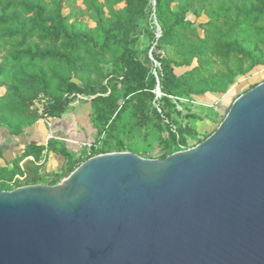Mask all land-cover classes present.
<instances>
[{"label": "water", "instance_id": "obj_1", "mask_svg": "<svg viewBox=\"0 0 264 264\" xmlns=\"http://www.w3.org/2000/svg\"><path fill=\"white\" fill-rule=\"evenodd\" d=\"M0 264H264V81L195 147L0 190Z\"/></svg>", "mask_w": 264, "mask_h": 264}, {"label": "trees", "instance_id": "obj_2", "mask_svg": "<svg viewBox=\"0 0 264 264\" xmlns=\"http://www.w3.org/2000/svg\"><path fill=\"white\" fill-rule=\"evenodd\" d=\"M7 1L11 10L0 13V37L9 44L8 53L0 61V129L8 132L10 141L21 137L44 116L61 117L70 96L85 94L93 97L91 103L99 112L98 122L107 111L104 105L98 107L100 102H108L112 115H116L99 151L112 152L114 124L124 106L119 110L113 90L104 95L109 88L117 90L121 83L125 97L132 95L136 99L134 116L143 122L153 102L159 100L157 79L161 93L179 102L185 97L223 94L250 69L264 66V0L206 9L209 20L200 24L202 32L187 19V14L193 11L196 17H201L197 6H202L205 0H170L179 9L173 23L165 18L166 0H157V17L162 24L157 46L170 47L175 52L174 56L162 59L154 54L160 63L157 76L152 73L150 65L154 64L150 59L145 66L133 59L130 30L124 19V12L141 17L153 0H114L125 7L113 9L111 16L97 21L94 27L83 18L74 17L73 10L65 12L73 3L71 0ZM86 6L103 10L96 0L87 1ZM251 35L258 39L250 47L247 42ZM106 64L113 66L112 73L105 71ZM177 69L184 71L178 74ZM153 111L159 127L166 126L171 139H176L179 146L185 145L186 130L176 127L174 131L173 126L165 124L162 108L161 112L156 107ZM102 132L98 127L100 136ZM170 137L164 140L166 150L172 146ZM123 147L120 142L117 151H123ZM49 154L64 157L61 175L64 176L95 153L84 160L77 158L61 135H54L44 143L26 145L12 160L0 149V190L39 184L43 168L45 171L48 168ZM170 154L166 152L160 158Z\"/></svg>", "mask_w": 264, "mask_h": 264}, {"label": "rangeland", "instance_id": "obj_3", "mask_svg": "<svg viewBox=\"0 0 264 264\" xmlns=\"http://www.w3.org/2000/svg\"><path fill=\"white\" fill-rule=\"evenodd\" d=\"M73 3L71 6L66 7L65 12L74 11V17H81L84 19L89 26H96L97 21L105 20L112 14L113 9L124 8L125 4L122 2L114 3V0H96L99 5H102L103 10L97 11L86 6V2L90 0H71ZM241 1L250 0H205L202 6H197L201 9V17H196L193 11L187 14V19H190L197 27L199 32H202L200 24L207 22L209 16L205 13L206 9H219L223 5H229L233 2L240 3ZM10 5L7 0H0V13L3 11H10ZM163 10L165 13V18L168 23H173L176 13L179 12L178 7L175 3L170 4V0H166L163 5ZM124 19L127 20L128 30H130V45L133 49V59L137 60L142 66H145L147 59H150L153 65H150L152 73L155 74L157 69H160V63L156 61L154 54L157 58L162 59L168 55L174 56L175 52L170 47L157 46V28L158 25L161 27L162 24L157 17V0L156 3H150L146 12L141 17L129 16L127 12H124ZM257 37L251 35L247 45L252 46ZM9 44L7 39L0 37V61L1 57L8 53ZM152 50L153 59H151L150 52ZM105 71L107 73L113 72V66L111 64L105 65ZM183 69H177L178 74L182 73ZM264 81V66H256L248 72L247 75L237 79L236 83L230 87V89L223 93L217 95L206 94L203 96L183 98L181 101L168 98L162 93L159 95V100L153 102L150 110L146 116V121H139L135 112L136 99L130 96L125 97V90L122 84L119 83L117 90L109 88L108 92L104 94L109 95L112 90L114 95V100L116 98V103L119 105V110L122 106L124 108L121 110L119 117L115 122L114 131L112 132L111 139V149L112 152H118L117 148L120 142H123V151L133 152L141 157L148 159L160 158L166 152H178L181 150H186L198 145L202 140L212 134L221 124L224 117L226 116L230 106L233 102L246 91L250 90L254 86ZM107 83L106 81L104 82ZM93 97L85 94H78L76 96H70V103L67 109H72L80 106L81 104L91 102ZM40 105V104H39ZM102 105L107 107V111L104 112L105 118L101 122L97 121V114L99 113L94 108L92 118L94 121V128L97 130V134H91L90 130H86L85 127H78L75 131V135L72 138L67 139L66 143L70 146L71 153L77 158L87 159L92 153L94 156L101 154L99 151L104 147L105 141L108 138V133L110 132L109 125L113 121L116 115H112L110 107H108V102H100L98 107ZM41 106V105H40ZM162 108L164 115H162L165 124L173 126V130L178 127V129H185V140L186 144L179 146L176 139L169 136V130L166 126L159 127L156 115L154 114L153 108ZM101 115V114H100ZM50 118V117H49ZM98 127L103 131L102 135L98 134ZM170 137L171 148L166 150L165 138ZM2 137L0 135V141ZM1 143V142H0ZM96 149V152H93ZM110 153V152H108ZM7 158H12V154L7 152ZM32 160V158H29ZM43 162H41L42 164ZM1 165V164H0ZM44 166V165H43ZM45 167V166H44ZM12 165L9 166V169ZM63 168L59 170H42V177L40 183L52 185L56 180L60 181L64 176ZM15 189L11 187L10 190Z\"/></svg>", "mask_w": 264, "mask_h": 264}, {"label": "crops", "instance_id": "obj_4", "mask_svg": "<svg viewBox=\"0 0 264 264\" xmlns=\"http://www.w3.org/2000/svg\"><path fill=\"white\" fill-rule=\"evenodd\" d=\"M214 96L217 94L209 93ZM94 107L91 102L81 104L75 109H67L61 117H50L49 121L41 118L33 126L27 128L23 135L19 138H14L10 141L8 138V132L5 129H0V135L2 137L0 143V149L4 151V156L7 158L6 153L12 154L13 158L19 156L28 144H39L46 142L50 137L61 135L63 138L69 139L75 135V131L78 127H85L86 130H90L91 134H97V130L94 128V121L92 114ZM77 133V131H76ZM70 149L69 144L67 143ZM65 159L61 155L49 154L47 160V167L49 170H59L63 167Z\"/></svg>", "mask_w": 264, "mask_h": 264}, {"label": "built area", "instance_id": "obj_5", "mask_svg": "<svg viewBox=\"0 0 264 264\" xmlns=\"http://www.w3.org/2000/svg\"><path fill=\"white\" fill-rule=\"evenodd\" d=\"M159 97V95H158ZM159 111L161 112V108H159ZM45 120L49 121V117L48 116H44L43 117ZM174 131H176V128L174 129ZM53 137V136H52ZM51 138V137H50ZM83 163V162H82ZM65 176V175H64Z\"/></svg>", "mask_w": 264, "mask_h": 264}]
</instances>
